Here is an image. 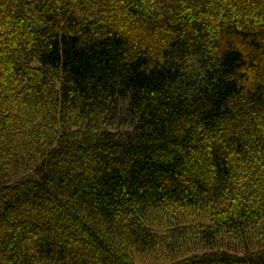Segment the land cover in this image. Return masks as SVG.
<instances>
[{
    "label": "trees",
    "instance_id": "obj_1",
    "mask_svg": "<svg viewBox=\"0 0 264 264\" xmlns=\"http://www.w3.org/2000/svg\"><path fill=\"white\" fill-rule=\"evenodd\" d=\"M143 251L264 264V0H0V264Z\"/></svg>",
    "mask_w": 264,
    "mask_h": 264
},
{
    "label": "rangeland",
    "instance_id": "obj_2",
    "mask_svg": "<svg viewBox=\"0 0 264 264\" xmlns=\"http://www.w3.org/2000/svg\"><path fill=\"white\" fill-rule=\"evenodd\" d=\"M151 219L155 220L157 222L163 221V218H161L158 214L151 215ZM177 219H179V218H177ZM175 221H177V220H175ZM136 255H137V257H136L137 262L140 264H161V263H165L166 261H168V258L164 257L160 253H155V252L150 253V252L143 251V252L137 253Z\"/></svg>",
    "mask_w": 264,
    "mask_h": 264
}]
</instances>
